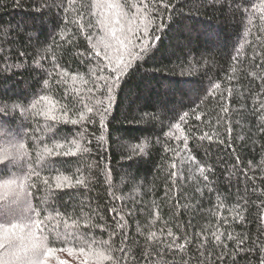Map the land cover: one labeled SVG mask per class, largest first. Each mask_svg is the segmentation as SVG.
Returning <instances> with one entry per match:
<instances>
[{"label": "trees", "instance_id": "obj_1", "mask_svg": "<svg viewBox=\"0 0 264 264\" xmlns=\"http://www.w3.org/2000/svg\"><path fill=\"white\" fill-rule=\"evenodd\" d=\"M163 3L0 0V160H12L0 172V212L19 193L20 207L48 217L44 234H78L55 244L74 254L49 264H80L81 247L87 264H115L108 250L119 258L121 247V264H264V0ZM115 11L112 28L132 44L143 41L129 27L147 30L140 58L98 23ZM121 59L131 66L101 117L104 81ZM69 148L76 154L55 155ZM58 176L84 183L57 188Z\"/></svg>", "mask_w": 264, "mask_h": 264}, {"label": "snow or ice", "instance_id": "obj_2", "mask_svg": "<svg viewBox=\"0 0 264 264\" xmlns=\"http://www.w3.org/2000/svg\"><path fill=\"white\" fill-rule=\"evenodd\" d=\"M69 5H71L74 0H68ZM161 7H163L165 10L169 8L168 4L163 3V0H161ZM107 8L110 10L119 9V4H112L108 3L106 5ZM145 8H148L149 5L145 4ZM67 11V10H65ZM122 13L120 11H115L114 17L112 15L107 16L105 19L99 20L98 23L103 25L105 28V31H107L109 28H111V38L116 41L119 45H131V47H127L125 50L127 52V55L130 57V59H138L140 58L141 54L146 52L149 41L144 39L145 36L148 35L147 30H145L144 34L141 36L139 35V28L137 27L136 30H133L131 27H129L126 31L127 33H132L133 35H136L138 39L143 41L141 44H132L131 38L125 33V29L121 28V35H118L115 28H112V24L115 22L117 24L120 23V16ZM83 19V14L81 13V20ZM83 24H81V28L83 29ZM89 28H92L93 25L90 23L88 25ZM87 39L91 40V36H87ZM31 39V37H29ZM158 40L159 38L156 37ZM110 47V45L105 44V48ZM139 48V51H133V49ZM103 56V59L108 61L109 64H112L111 57L108 55V52L105 51L103 54L99 51H96L94 53V58H99ZM129 62H125L123 59H121L119 64L112 66V72L114 74V78L109 77L104 81V87L107 90L108 95V104H104L103 101H100L101 108L99 109L101 117L107 114L110 107L111 102V95L113 92L114 87H116L121 78L122 75L126 69L130 67ZM103 79V78H101ZM43 84L46 87L48 85V80H43ZM218 86V85H217ZM41 99H46V97H41ZM35 107V105H33ZM92 108H88V112H92ZM224 111H227V109H224ZM47 115V113H45ZM53 121L56 120L55 116L50 117ZM183 119V117H180ZM80 119L83 120V114H81ZM72 123L77 124V120H65V123ZM88 122H92V118H88ZM6 123V113L5 109L0 108V138L4 137L7 133L8 129L4 127V124ZM104 122L103 119H101V125L103 126ZM177 127H179L177 125ZM207 137L208 139H211V137H208L207 133H205L204 136L201 137V139H204ZM223 142V141H222ZM70 143H75V141H71ZM57 148H63V144H57ZM20 148H24V145L21 144ZM46 152L51 153L52 149L46 148ZM76 151H81L80 145L76 144ZM76 151H73L71 148L64 150L63 152L57 151L55 155L57 156H69V155H75ZM84 153H87L90 151L88 147H84L82 149ZM39 156L40 154L37 153ZM12 163V160H0V172H3L7 167L8 164ZM208 171H211V169H208ZM199 172L200 175L203 177L205 181L208 180V176L205 174V167L199 166ZM37 179H39V172L36 173ZM175 175V173H173ZM43 183L45 185H49V180L44 179ZM84 183L82 178H76L75 185H80ZM65 185L68 187H73L72 180L69 177H57L56 178V187L57 188H63ZM35 186V185H33ZM13 199L17 202V206H12L10 204H6L4 211L0 212V264H49V259L53 256L54 253L57 252H67L68 255L72 256L74 254L73 248H64V247H57L55 246L56 243L64 244L69 242V239L76 240L79 238L78 234H69L67 232H60L57 231L55 228L51 230V233L44 234L45 229H42V224L45 219H48V217H43V210H37L36 208H33L30 203H28L26 200L23 203V206H19V202L21 200V196L19 193H17ZM33 214L35 215V218L33 217ZM242 219V217H241ZM13 220H17L18 222H12ZM54 233V240H50V235ZM169 236L172 235L171 231L168 233ZM152 236H155V233L152 234ZM111 239V236L109 237ZM151 239V237H149ZM215 239L217 241H220L219 236H215ZM243 243V241H240ZM104 244H107V241L103 242ZM182 247V246H181ZM122 255L119 258H113L111 256L112 249L108 250V259H114L115 264H121V261H126V250L121 247L118 249ZM96 256H101V253H95ZM83 257V259H80V264H87V257L88 253L85 252L84 248L81 247L79 250V253L77 255V258ZM57 264H69L66 260H58Z\"/></svg>", "mask_w": 264, "mask_h": 264}]
</instances>
